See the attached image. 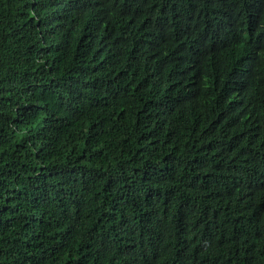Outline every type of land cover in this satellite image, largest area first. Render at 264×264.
<instances>
[{
  "label": "trees",
  "instance_id": "trees-1",
  "mask_svg": "<svg viewBox=\"0 0 264 264\" xmlns=\"http://www.w3.org/2000/svg\"><path fill=\"white\" fill-rule=\"evenodd\" d=\"M0 264H264V0H0Z\"/></svg>",
  "mask_w": 264,
  "mask_h": 264
},
{
  "label": "rangeland",
  "instance_id": "rangeland-1",
  "mask_svg": "<svg viewBox=\"0 0 264 264\" xmlns=\"http://www.w3.org/2000/svg\"><path fill=\"white\" fill-rule=\"evenodd\" d=\"M246 88H247V86H246Z\"/></svg>",
  "mask_w": 264,
  "mask_h": 264
}]
</instances>
